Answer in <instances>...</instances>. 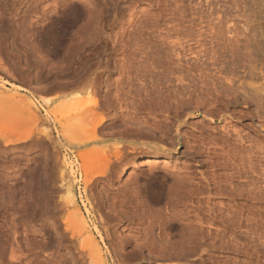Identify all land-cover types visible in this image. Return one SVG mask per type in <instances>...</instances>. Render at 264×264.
<instances>
[{
    "label": "rangeland",
    "instance_id": "374dc122",
    "mask_svg": "<svg viewBox=\"0 0 264 264\" xmlns=\"http://www.w3.org/2000/svg\"><path fill=\"white\" fill-rule=\"evenodd\" d=\"M194 1L0 0V264H264V200L239 194L248 180L233 175L264 157V122L247 104L225 113L212 89L213 75L264 84V0ZM218 13L247 31L216 56L222 62L208 61L219 65L205 69L212 75L199 71L204 88L202 75H193L199 94L191 82L196 93L182 98L167 46L186 56L197 46L192 31L210 32ZM177 34L182 45L169 44ZM197 95L211 100L208 107L191 105ZM206 110L221 118L212 121ZM83 112L97 120L75 121ZM148 157L158 164L145 165ZM248 157L257 160L250 165ZM67 186L76 206L68 205Z\"/></svg>",
    "mask_w": 264,
    "mask_h": 264
},
{
    "label": "bare ground",
    "instance_id": "6f19581e",
    "mask_svg": "<svg viewBox=\"0 0 264 264\" xmlns=\"http://www.w3.org/2000/svg\"><path fill=\"white\" fill-rule=\"evenodd\" d=\"M194 2H196V0L194 1ZM214 2V1H213ZM193 3V2H192ZM215 3V2H214ZM196 4V3H195ZM186 5V4H185ZM211 5H212V3H211ZM210 5V6H211ZM220 5V4H219ZM195 6V5H194ZM209 5H207V7H208ZM213 6V5H212ZM211 6V7H212ZM170 7V6H169ZM226 7V6H225ZM190 8V7H189ZM221 8V7H220ZM168 9V8H167ZM194 9H195V7H194ZM261 9V8H260ZM200 10H202V9H200ZM216 10V9H215ZM220 10V9H219ZM218 10V11H219ZM176 11V10H175ZM178 11V10H177ZM182 11V10H181ZM196 11V10H195ZM209 11H210V8H209ZM172 12H173V9H172ZM182 12H184V11H182ZM187 12V11H186ZM212 12V11H211ZM217 12V11H216ZM237 12V11H236ZM259 12V11H258ZM185 13V12H184ZM190 13V12H189ZM193 13V12H192ZM206 13V12H205ZM220 13H221V11H220ZM243 13V12H242ZM194 14V13H193ZM192 14V15H193ZM197 14V13H196ZM222 14V13H221ZM221 14H217V17L216 18H214V16H212V19L211 20H209L207 23H208V28L210 29V32H207V31H205L204 30V28L200 31L199 29H198V27H197V29H198V31H196V33H195V31H192V32H194V33H192L193 35H192V37L193 38H191V40L193 39V41H196V43H194V44H196L197 46H195V47H190V44H188L189 45V47H190V49H187V52H185V54L187 53V54H189V55H191V56H193L191 59H188L187 60V58H188V55L186 54V56H184V55H182V53H179V52H177L178 51V49H177V47H175V45H172L173 43L175 44V42H178V43H180V40L181 39H179L180 38V34H177V36H178V38H177V40H172V42L170 41V43L169 44H171L172 45V47L170 48H168V46H167V49H166V47H165V49H166V51H167V55L165 54V56H168L167 57V61L169 62V61H171L172 62V66L173 65H175V69H174V66L173 67H169V69L170 68H172V69H174L173 71H171V73L170 74H172V73H174V74H172V76L173 77H175V79L173 80V78L171 79L170 78V80H171V82H170V80L169 79H167V77L165 76V75H162V74H160V75H162L163 77L165 76L166 77V79L167 80H165V82L166 81H168L169 80V82H167V83H171L172 84V80L174 81L173 83H179L178 85H177V88H175V86H174V88L175 89H179L180 88V90H175V93L177 94L178 92V95L180 96L181 95V97L183 98L184 96H186L187 94H191L192 93V91H193V93L197 90V89H199V87L196 89V87L199 85V83H200V85L201 84H203V82H205L206 80L205 79H202L203 78V75L200 73L201 71H203V72H210V71H212V69H210V67H208V66H210V64L212 63H210L209 65H208V61L210 62V61H213V63H216L217 61H218V63H219V61L221 60H217L216 61V58L218 57L217 55L218 54H221V51L223 52V50L224 49H226V45H227V43H228V45L230 46H233V45H235L236 47H237V44L238 43H240V39L242 40V36H244V34H243V32L246 30L247 31V28L244 26V28H245V30L242 32V31H240L239 29V27H237L238 25H237V23L239 22V19H238V22L236 21V24H235V22H234V20H233V17L231 18V19H228V18H225V16H223L224 18H225V20H224V18L223 17H221L222 15ZM174 15V14H173ZM205 15V14H204ZM207 15V14H206ZM212 15H213V12H212ZM221 15V16H220ZM226 15V14H225ZM228 15H230V16H232L231 14H228ZM236 15V14H235ZM240 15V14H239ZM246 15V14H245ZM261 15V14H260ZM185 16V15H184ZM233 16H234V14H233ZM255 16V15H254ZM262 16V15H261ZM187 17V16H186ZM202 17V16H201ZM205 17V16H204ZM226 17H228L227 15H226ZM240 17H242V16H240ZM239 17V18H240ZM193 18V17H192ZM196 18V17H195ZM203 18V17H202ZM202 18H200V19H202ZM214 18V19H213ZM244 18V17H243ZM246 19H247V17H245ZM249 18V17H248ZM255 18V17H254ZM257 18V17H256ZM258 18H260V17H258ZM174 19V18H173ZM191 19V18H190ZM206 19V18H205ZM209 19V18H208ZM234 19H236V17L234 16ZM245 19V20H246ZM180 20V19H179ZM179 20H178V22H179ZM204 20V19H203ZM207 20V19H206ZM218 20V21H217ZM254 20V19H253ZM259 20V19H258ZM257 20V21H258ZM201 21V20H200ZM215 21H217V23L215 22ZM255 21V20H254ZM192 22V21H191ZM194 22V21H193ZM213 22H215V23H213ZM243 22H244V20H243ZM251 23H252V20L250 21ZM250 22H249V20H248V22L246 21V23L244 22L243 24L244 25H248L249 27H252V26H250L249 24H250ZM205 23V22H204ZM206 23V24H207ZM248 23V24H247ZM254 23V22H253ZM186 24H187V22H186ZM191 24V23H190ZM200 24V23H199ZM180 25V24H179ZM178 25V26H179ZM198 25V24H197ZM196 25V26H197ZM201 25H203V23L201 24ZM144 26H146V25H144ZM198 26H200V25H198ZM263 26V25H262ZM142 27V26H141ZM147 27V26H146ZM175 27V26H174ZM183 27V26H182ZM177 28V27H176ZM184 28H186V27H184ZM188 28V27H187ZM189 28H191V27H189ZM188 28V29H189ZM193 28V27H192ZM191 28V29H192ZM239 28V29H238ZM243 28V27H242ZM141 29V28H140ZM143 29V28H142ZM224 29V30H223ZM250 29V28H249ZM259 29V28H258ZM264 29V28H263ZM195 30V29H194ZM204 30V31H203ZM138 31V30H137ZM141 31V30H140ZM145 31V30H144ZM172 31V30H171ZM182 31V30H181ZM181 31H179V33L181 32ZM209 31V30H208ZM257 31H259V30H257ZM182 32H184V31H182ZM190 32V31H189ZM242 32V33H241ZM250 31L248 30V33H249ZM256 32V31H255ZM261 32V31H260ZM141 33V32H140ZM152 33H154V32H152ZM161 33V32H160ZM159 33V34H160ZM163 33V32H162ZM174 33V32H173ZM177 33V32H176ZM186 33V32H185ZM191 33H189V34H191ZM247 33V32H246ZM251 33V32H250ZM254 33V32H253ZM258 33V32H257ZM171 34V33H170ZM183 34V33H182ZM256 34V33H255ZM140 35V34H139ZM161 35V34H160ZM247 35H249V34H247ZM253 35V34H252ZM163 36V35H162ZM173 36V35H172ZM246 36V35H245ZM262 36V35H261ZM131 37V36H130ZM137 37V36H136ZM140 37V36H139ZM189 37H191V35L189 36ZM241 37V38H240ZM254 37V36H253ZM255 37H256V35H255ZM254 37V38H255ZM133 38V37H132ZM141 38V37H140ZM159 38V37H158ZM170 38H172V37H170ZM175 38V39H176ZM184 38V37H183ZM182 38V39H183ZM188 38V37H187ZM258 38V37H257ZM256 38V39H257ZM264 38V37H263ZM161 38H159V40H160ZM249 39V42H250V37L248 38ZM141 40V39H140ZM168 41H169V39H167ZM166 40V42L168 43V41ZM246 40V39H245ZM135 41V40H134ZM186 41V40H185ZM190 41V40H189ZM254 41V40H253ZM257 41L259 42V40L257 39ZM264 41V40H263ZM262 41V42H263ZM133 42V41H132ZM163 42L165 43V40L163 39ZM258 42H257V44H258ZM119 43V42H118ZM118 43H117V45H118ZM139 43V42H138ZM158 43V42H157ZM260 43V42H259ZM125 44V43H124ZM133 44V43H132ZM181 45H182V43H180ZM180 44H179V46H180ZM216 44V45H215ZM241 44V43H240ZM250 44V43H249ZM251 44H252V42H251ZM251 44H250V46H251ZM254 44V43H253ZM252 44V45H253ZM134 45V44H133ZM160 45V44H159ZM178 45V44H177ZM217 46L218 47V49L216 50V47L215 46ZM261 45V44H260ZM263 45V44H262ZM261 45V46H262ZM138 46V45H137ZM155 46V45H154ZM161 46V45H160ZM165 46V45H164ZM174 46V47H173ZM230 46V47H231ZM235 46H234V48H235ZM244 46V45H243ZM249 46V47H250ZM258 46V45H257ZM261 46H259L260 48H261ZM127 47V46H126ZM141 47V46H140ZM163 47V46H162ZM162 47H161V50H162ZM184 47V46H183ZM229 47V48H230ZM253 47V46H252ZM251 47V48H252ZM263 47V46H262ZM142 48V47H141ZM157 48V47H156ZM160 48V47H159ZM164 48V47H163ZM227 48H228V46H227ZM233 48V47H232ZM246 48H248V47H246ZM257 48V47H256ZM151 49H153V48H151ZM155 49V48H154ZM231 49V48H230ZM237 49V48H236ZM240 49H241V47H240ZM243 49H245V47H243ZM182 50V49H181ZM186 50V49H185ZM184 50V51H185ZM232 50V49H231ZM230 50V51H231ZM248 50V49H247ZM143 51V50H142ZM163 52H164V50H162ZM166 51L164 52V53H166ZM229 51V52H230ZM234 51V50H233ZM237 51V50H236ZM239 51V50H238ZM237 51V52H238ZM246 51V50H245ZM261 51V50H260ZM263 51V50H262ZM161 52V51H160ZM189 52V53H188ZM226 52H227V50H226ZM225 52V53H226ZM249 52H250V48H249ZM232 53V52H231ZM252 53V52H251ZM250 53V54H251ZM255 53V52H254ZM260 53V52H259ZM263 53V52H262ZM233 54V53H232ZM237 54V53H236ZM250 54H248V55H250ZM145 55V54H144ZM154 55V54H153ZM160 55H161V53H160ZM211 57H210V56ZM223 55V54H222ZM254 55V54H253ZM134 56V55H133ZM157 56V55H156ZM162 56H164V54L162 55ZM185 57L186 58V63H185V65H184V62H185V60H183L184 58H182V57ZM190 56V57H191ZM217 56V57H216ZM144 57V56H143ZM154 57V56H153ZM224 57V56H223ZM260 57V56H259ZM152 58V57H151ZM162 58H164V57H161V59ZM175 58V59H174ZM177 58V59H176ZM220 58H222L221 57V55H220ZM225 58V57H224ZM223 58V59H224ZM227 58V57H226ZM155 59H157V58H155ZM160 58L158 59V60H161ZM218 59H219V57H218ZM151 60V59H150ZM150 60H148V62L150 61ZM162 61V60H161ZM2 61H0V63H1ZM141 62V61H140ZM144 62V61H143ZM156 62H157V60H156ZM155 62V64H157ZM164 62V61H163ZM183 62V63H182ZM220 62H222V61H220ZM149 63H151V61L149 62ZM139 64V63H138ZM141 64V63H140ZM158 64H159V62H158ZM162 64H164V63H162ZM167 64V63H166ZM170 64V63H169ZM168 64V65H169ZM224 64V63H223ZM148 65V64H147ZM153 65V64H152ZM151 65V66H152ZM171 65V64H170ZM169 65V66H170ZM176 65H177V68H176ZM212 66L214 65V64H211ZM220 65H221V63H220ZM3 66V65H2ZM207 66V67H206ZM218 67H219V65H217ZM217 66H215L214 65V67L216 68ZM5 67V66H4ZM148 67H150L149 65H148ZM155 67V66H154ZM156 67H160L159 65L158 66H156ZM155 67V68H156ZM166 67V66H165ZM164 67V68H165ZM206 67V68H205ZM223 67V66H222ZM233 67V66H232ZM143 68H145V67H143ZM147 68V67H146ZM161 68H163V67H161ZM160 68V69H161ZM210 69V71H207V70H205V69ZM224 68H225V66H224ZM227 68V67H226ZM236 68V67H235ZM140 69V68H139ZM148 69V68H147ZM157 69H159V68H157ZM166 69V68H165ZM164 69V71H166ZM168 69V70H169ZM197 69V71H196V73H194L195 72V70ZM214 69V68H213ZM4 70V69H3ZM6 71H8L7 69H5ZM154 70H156V69H154ZM171 70V69H170ZM214 70H216V69H214ZM225 70V69H224ZM145 70L143 69V72H144ZM159 71V70H158ZM163 71V70H162ZM163 71V72H164ZM178 72L177 73V75L175 74L176 72ZM194 71V72H193ZM200 71V72H199ZM220 71V70H219ZM226 71V70H225ZM225 71H222V74H224L225 73ZM234 71V70H233ZM232 71V72H233ZM236 71V70H235ZM10 72V71H9ZM149 72H150V70H149ZM197 72H199V74H197ZM205 72V73H206ZM215 72V71H214ZM213 72V73H214ZM224 72V73H223ZM255 72V71H254ZM7 73V72H6ZM152 74H153V71L151 72ZM193 73V74H192ZM217 73V72H216ZM235 73H237V72H235ZM249 73H251V71L250 72H248V74ZM144 73H142V75H143ZM148 74V73H147ZM154 74H155V72H154ZM157 74V73H156ZM158 74V75H159ZM166 74V73H165ZM170 74H168L167 76H168V78L170 77L169 75ZM179 74V75H178ZM194 74H197V75H202V76H199V77H201L200 78V80L202 79V80H204V81H198L197 79V82H198V85L196 86V84H197V82H193V81H195V79H194V77L196 76H194L193 77V75ZM226 74V73H225ZM230 74H232L231 72H230ZM234 74V73H233ZM145 75V74H144ZM151 75V74H150ZM210 75H212L211 74V72H210ZM221 75V74H220ZM252 75V74H251ZM250 75V77H252ZM257 75V74H256ZM140 76V75H139ZM138 76V77H139ZM153 76V75H152ZM157 76V75H156ZM171 76V77H172ZM209 75H208V73H207V77H208ZM214 77H216L215 75H213ZM226 76V75H225ZM229 77L227 78V77H224V78H221V77H219V76H217V77H219V78H217L216 77V79L214 80V77H213V81H216V83L214 82L213 83V86H212V80H210L211 81V83H209V85L211 84V86H212V89H213V91L216 93V97H215V103H218V102H221V101H219L220 99H223L222 101L223 102H225V105H223L224 106V109L226 110V112L225 113H228L229 111H231L230 110V108L232 107V106H238V105H240V104H247V105H250V107H252L253 108V110H252V114H256L255 116L256 117H258L259 119H261L263 122H264V84L261 86V87H257V84L256 83H252V82H246V81H248V79H246V81L244 82H239L240 80L238 79V80H236L234 77H233V75H232V77L230 78V76L231 75H228ZM236 76V75H235ZM247 76V75H246ZM164 77V78H165ZM196 77H198V76H196ZM205 77H206V74H205ZM207 77H206V79H207ZM212 77V76H211ZM238 77H239V74H238ZM238 77H236V78H238ZM241 77V76H240ZM256 77V76H255ZM144 78V77H143ZM155 78V77H154ZM160 78V77H159ZM193 78V79H192ZM209 78V77H208ZM248 78V77H247ZM260 78V77H259ZM150 79V78H149ZM252 79V78H251ZM255 79V78H254ZM159 80V79H158ZM161 80V79H160ZM164 80V79H163ZM208 80V79H207ZM152 81V80H151ZM155 81V80H154ZM162 81V80H161ZM176 81V82H175ZM255 81V80H254ZM260 81V80H259ZM140 82V81H139ZM142 82V81H141ZM164 82V81H163ZM162 82V83H163ZM164 82V83H165ZM194 83V84H192V83ZM207 82V81H206ZM205 82V85L207 84ZM208 82H209V80H208ZM152 83H153V81H152ZM155 83V82H154ZM163 83V86H165V84L167 85V83H165L164 84ZM160 84H161V82H160ZM191 84L195 87V89L191 86ZM147 85V84H146ZM154 86L155 85H157V86H159L158 84H153ZM162 85V84H161ZM173 85V84H172ZM172 85H170V86H172ZM208 85V86H209ZM218 85V86H217ZM156 86V87H157ZM169 86V85H168ZM169 86V87H170ZM210 86V87H211ZM155 87V88H156ZM160 87V86H159ZM193 88L192 90H190V88ZM201 87H203L204 88V85L202 86L201 85ZM151 88V87H150ZM153 88V87H152ZM155 88H154V91H155ZM163 88H165V87H163ZM166 88H168V87H166ZM202 88V89H203ZM160 89V88H159ZM162 89V88H161ZM208 89V88H207ZM209 89H211V88H209ZM212 89H211V91H212ZM163 90V89H162ZM161 90V91H162ZM167 90V89H166ZM170 90V89H169ZM172 90H174L173 88H171V92H174V91H172ZM204 90H206V89H204ZM1 91V90H0ZM151 91V90H150ZM160 91V90H159ZM164 91V90H163ZM168 91V90H167ZM166 91V92H167ZM198 91H200V89L199 90H197V93L199 94V92ZM203 91V90H202ZM207 91H209V90H207ZM5 92V91H4ZM149 92V91H148ZM157 92V91H156ZM180 92H182V93H180ZM153 93V92H152ZM151 93V94H152ZM159 93H161V92H159ZM193 93H192V95H193ZM196 93V92H195ZM201 93V92H200ZM206 94L205 95H208L207 93L208 92H205ZM15 94V93H14ZM150 94V93H149ZM156 94H158V92L156 93ZM166 94V93H165ZM164 94V95H165ZM15 95H17V94H15ZM154 95H155V93H154ZM158 95H160V94H158ZM167 95H169V94H167ZM171 95V94H170ZM196 95V94H195ZM10 96H13V95H10ZM19 96V95H18ZM152 96H153V94H152ZM163 96V95H162ZM166 96V95H165ZM175 96V95H174ZM178 96V97H179ZM198 96V95H197ZM196 96V97H197ZM211 96V92L209 93V97ZM148 97V96H147ZM206 97V96H205ZM208 97V96H207ZM148 98H150V97H148ZM155 98H156V96H155ZM158 99L160 98V96L159 97H157ZM164 98V97H163ZM167 98V97H166ZM172 98H175V97H172ZM190 98V96L188 97V99ZM193 98V99H192ZM192 98H190L189 100H191L190 101V103H191V105L193 104V101L194 102H196V108L200 111V109H205L206 107H208V103H206V101L205 100H203V99H201L199 96L197 97L198 98V100L197 101H195V96L194 97H192ZM213 98V97H212ZM8 99V98H7ZM14 99H16L15 98V96H14ZM19 99V98H18ZM17 99V102H19L20 101V99L18 100ZM93 99V98H92ZM91 99V100H92ZM157 99V100H158ZM161 99H162V97H161ZM171 99V98H170ZM180 99V98H179ZM205 99V98H204ZM9 100V99H8ZM23 100V99H22ZM90 99H89V101L88 102H90L91 101ZM163 100V102H164V99H162ZM165 100H167V99H165ZM175 100H176V98H175ZM193 100V101H192ZM159 101V100H158ZM171 101V100H170ZM169 101V102H170ZM172 101H174L173 99H172ZM180 101V100H179ZM183 101V100H182ZM97 101H95L94 103H96ZM157 102V101H156ZM168 102V101H167ZM175 102V101H174ZM173 102V103H174ZM181 102V101H180ZM179 102V103H180ZM186 102H187V100H186ZM189 102V101H188ZM207 102H209V99H208V101ZM210 102H211V100H210ZM209 102V103H210ZM7 103V102H6ZM34 103V102H33ZM93 102H91V104H92ZM94 103H93V105H94ZM159 103V102H158ZM165 103V102H164ZM177 103H178V101H177ZM190 103H188V104H190ZM212 103H214V101L212 102ZM210 104L211 106L213 105V104ZM222 103V102H221ZM220 103V104H221ZM16 104V103H15ZM21 104V103H20ZM90 104V105H91ZM176 104V103H175ZM187 104V103H186ZM167 105V104H166ZM169 105V104H168ZM178 105V104H177ZM182 105H183V103H182ZM194 105V104H193ZM192 105V106H193ZM29 106H30V104H29ZM86 105H84V106H82L81 108H84ZM181 106V105H180ZM186 106V105H185ZM187 106H190V105H187ZM214 107L213 108H215V104L213 105ZM167 107H169V106H167ZM172 107V106H171ZM170 107V108H171ZM176 107H178V106H176ZM183 108H184V106H182ZM181 107V108H182ZM32 108V107H31ZM180 108V109H181ZM194 108V107H193ZM93 109V108H92ZM185 109H187L186 107H185ZM184 109V110H185ZM211 109H212V107H211ZM216 109H217V107H216ZM220 109V108H219ZM88 110V109H87ZM169 110V109H168ZM174 110V109H173ZM181 110H183V109H181ZM189 110V109H188ZM166 111V110H165ZM216 111V110H215ZM214 110H206L204 113H205V117H207V116H209V117H211L210 119L213 121V119L215 120V117L216 116H219L220 117V112H215ZM223 110H221V112H222ZM32 112V111H31ZM86 112V111H85ZM85 112H83V113H81V114H77L76 116H75V121H78V122H82V123H85L86 124V122H88L89 121V125H91V122L92 121H90V120H92V119H94V118H97L96 116L94 117V118H92V116L90 115L91 113H92V111H91V113L89 114L90 116H86L87 115V113H85ZM167 112V111H166ZM80 113V112H79ZM201 113V112H200ZM230 113V112H229ZM94 113H92V115H93ZM99 114V113H98ZM251 114V115H252ZM249 115V114H248ZM94 116V115H93ZM98 116H100V115H98ZM253 116V115H252ZM134 117V116H133ZM178 117V116H177ZM176 117V118H177ZM208 117V118H209ZM254 117V116H253ZM28 118V117H27ZM70 118V117H69ZM91 118V119H90ZM136 118V117H135ZM181 118V117H180ZM221 118V117H220ZM255 118V117H254ZM73 119V120H74ZM88 119H90V120H88ZM209 119V120H210ZM72 120V121H73ZM95 120H97V119H94V121ZM179 120V119H178ZM84 121H86V122H84ZM93 121V122H94ZM59 122V121H58ZM66 122L67 121H65V124H66ZM68 122H70V121H68ZM77 122V123H78ZM145 122V121H144ZM63 123V122H62ZM72 123H75V122H72ZM102 123V122H101ZM146 123V122H145ZM154 124V123H153ZM75 125H80V124H75ZM84 125V124H83ZM155 125V124H154ZM204 125V124H203ZM85 126V125H84ZM84 126H80V127H83L84 129H85V127ZM94 126H96V125H94ZM93 126V127H94ZM65 127V126H64ZM210 127V126H209ZM66 128V127H65ZM168 128V127H167ZM67 129V128H66ZM165 129V128H164ZM94 130H95V128H93V130H90V131H93L94 132ZM262 130H264V125H262ZM71 131V130H70ZM237 131V130H236ZM236 131H235V133H236ZM92 132V133H93ZM168 132H169V130H168ZM240 133V132H239ZM60 134V133H59ZM50 135V134H49ZM242 136V135H241ZM48 137V136H47ZM237 137V136H236ZM49 138V137H48ZM242 140H243V138H242ZM243 142V141H242ZM249 142H251V144H252V141H249ZM245 144V143H244ZM261 144V143H260ZM259 145V144H258ZM174 146V145H173ZM248 146V145H247ZM257 146V145H256ZM236 147V146H235ZM151 148L152 149H154V150H156V151H158V150H160V148L159 147H153V146H151ZM255 148V147H254ZM240 149V148H239ZM259 149V148H258ZM257 149V150H258ZM207 150V149H206ZM260 150V149H259ZM263 150V149H262ZM105 151V150H104ZM119 151V150H118ZM250 151H252L251 150V148H250ZM99 152H101L100 150H99ZM119 152H121V151H119ZM252 152H254V151H252ZM258 151H256V153H257ZM115 153H117V152H115ZM122 153V152H121ZM238 153V152H237ZM246 154V153H245ZM252 154V153H251ZM263 154H264V152H263ZM239 155V154H238ZM243 155V154H242ZM250 155V154H249ZM248 155V156H249ZM114 156H116V155H114ZM120 156V155H119ZM256 156V155H255ZM264 156V155H263ZM117 157H118V155H117ZM240 157V156H239ZM256 157H258V156H256ZM121 158V157H120ZM242 158V157H241ZM250 160V162H249V164L252 162V160L253 159H255V157H248ZM247 158V159H248ZM233 160V159H232ZM255 160H257V158L255 159ZM262 160H264V157H260V158H258V160H257V164H254V160H253V165H254V167H251L250 165H252V163L250 164V165H248V166H250L249 167V170H246V168H244L245 166L243 165V169H241V168H239L240 170H238V171H235V172H238V173H235L234 172V178H238V179H241L242 178V180H243V177H245L244 179H247L248 180V182H246L245 183V185H241L240 184V186H241V190L239 191L240 193L239 194H242L243 195V197L244 196H246V195H248L249 197H251V199L253 200H258V201H262V200H264V186H263V184H264V165H262L263 163L262 162H264V161H262ZM142 161V160H141ZM144 161H146V164L145 165H150V163H154V164H158V158H151V157H148V158H145V160ZM165 161V160H164ZM234 161V160H233ZM232 161V162H233ZM106 162H107V160H106ZM166 162V161H165ZM231 162V163H232ZM241 162V161H240ZM239 162V163H240ZM110 163V162H109ZM167 163V162H166ZM64 164H65V166H66V169L64 170V173L66 174V175H70V176H72L71 174H73V167H71L69 164H67V161H65L64 162ZM108 164V163H107ZM154 164H152V165H154ZM236 165V164H235ZM239 166V165H238ZM256 166V167H255ZM108 167V166H107ZM247 167V166H246ZM72 168V171L70 170V172H68V169H71ZM230 168H231V166H230ZM253 168H257V170L259 171V174H258V172L257 171H255V169H253ZM263 168V169H262ZM232 169V168H231ZM250 170H252L251 172H250ZM128 170L127 169H124V172H127ZM123 172V173H124ZM102 173V172H101ZM250 173H256V174H258L257 176H254L255 178H251L253 181L251 182L252 183V185H253V188H251L252 187V185H251V183L249 182V180H251L249 177H250ZM63 174V173H62ZM124 175V174H123ZM126 175H127V173H126ZM126 175H124L125 177H126ZM224 175H226V174H224ZM229 175V174H228ZM135 176V175H134ZM133 176V177H134ZM251 176L253 177V174H251ZM132 177V176H131ZM228 177V176H227ZM135 178H137V176L135 177ZM249 178V179H248ZM91 180V179H90ZM90 180L88 181V182H90ZM246 180V181H247ZM67 181V179H66V177H64L63 178V182H66ZM135 181H136V179H135ZM241 181V180H240ZM245 181V180H244ZM68 183V182H67ZM250 183V184H249ZM65 184V183H64ZM86 184H87V182H86ZM85 184V185H86ZM65 185H67V184H65ZM232 185H233V183H232ZM250 185H251V187H250ZM255 185V186H254ZM236 186V185H235ZM240 186H239V188H240ZM229 187V186H228ZM255 187V188H254ZM232 188V187H231ZM227 189V188H226ZM237 190H239V189H237ZM226 191V190H225ZM231 191V190H230ZM229 191V192H230ZM219 193V192H218ZM66 194H67V198H68V200L67 201H69V203H68V205H70V204H73V206H76V197H75V193H74V190L72 189V187L71 186H67L66 187ZM223 194V193H222ZM246 194V195H245ZM241 195V196H242ZM236 196V195H235ZM248 196H246V198H248ZM65 199V198H64ZM260 201V202H261ZM67 207V206H66ZM77 211H78V213H80V211L78 210V209H76L74 212H76L77 213ZM71 212V211H70ZM97 212V211H96ZM98 212H100V211H98ZM76 213H72V214H76ZM74 215L72 216V217H74ZM99 215H100V213H99ZM71 216V215H70ZM77 216V217H76ZM81 217V216H80ZM75 219L76 218H79L78 217V215H75V217H74ZM98 218V217H97ZM101 218H102V216H101ZM236 218V217H235ZM81 219V218H80ZM89 219V218H88ZM189 219V218H188ZM66 220H67V218H66ZM242 220V219H241ZM76 221V220H75ZM228 221V220H227ZM231 221H234V220H231ZM71 222V221H70ZM69 222V223H70ZM72 222H74V219L72 220ZM191 222V221H190ZM238 222H239V219H238ZM193 223V222H192ZM191 223V224H192ZM233 223H235V222H233ZM83 224H84V228L88 231V233L90 234V236H91V231L89 230L90 228H89V226H88V221H86L85 219H84V222H83ZM228 224H229V221H228ZM237 224V223H236ZM240 224H241V222H240ZM226 226H229V225H226ZM234 226V225H233ZM67 227H70V226H67ZM194 227V226H193ZM199 227V226H198ZM200 227H202V226H200ZM83 228V229H84ZM196 228V227H195ZM203 228V227H202ZM80 229V228H79ZM191 229H193L192 228V226H191ZM201 229V228H200ZM76 230V229H75ZM196 230V229H195ZM196 232V231H195ZM199 233L201 232V231H198ZM79 233V232H78ZM78 233H76V234H78ZM82 233V232H81ZM206 233V232H205ZM201 234V233H200ZM74 235V234H73ZM78 235H80V234H78ZM199 235V234H198ZM203 235H204V233H203ZM203 235H202V237H203ZM77 236V235H76ZM75 237V236H74ZM87 237V236H86ZM89 237V236H88ZM88 237H87V239H88ZM200 237H201V235H200ZM199 237V238H200ZM93 238V237H92ZM205 238V237H204ZM201 239V238H200ZM98 247H99V245H98ZM95 248H96V245H95ZM99 249L97 248V251H96V249H95V253H99V251H98ZM100 255V254H99Z\"/></svg>",
    "mask_w": 264,
    "mask_h": 264
}]
</instances>
